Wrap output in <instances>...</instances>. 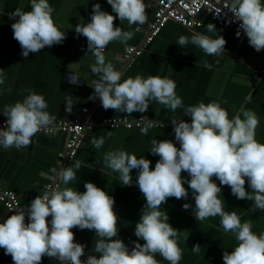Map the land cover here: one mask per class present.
Here are the masks:
<instances>
[{
	"label": "clouds",
	"instance_id": "clouds-1",
	"mask_svg": "<svg viewBox=\"0 0 264 264\" xmlns=\"http://www.w3.org/2000/svg\"><path fill=\"white\" fill-rule=\"evenodd\" d=\"M107 3L115 16L102 11L97 3L93 5L90 22L75 27V33L87 38L88 50L95 57L90 68L99 76L94 92L102 107L129 115L147 112L150 101L173 112L183 107L172 79L137 75L121 82V73L112 63H106L105 49L110 42L120 41L126 50H130L127 42L140 30L123 31L114 27L116 18L120 22L127 21L129 26L144 25L147 22L146 8L149 7L144 0H107ZM224 8L242 22L240 28L249 45L257 52L264 50V2L225 0ZM54 11L48 0H31L30 11L18 7L9 15L10 19L19 18L11 28L23 57L61 44L66 39L65 32L53 19ZM220 14L218 9L216 15ZM206 29L209 33H216L214 24L209 23ZM189 42L210 56L224 53L226 45L223 36L217 34L212 38L200 32H194L190 40L187 36H180L177 44L182 47ZM75 65H69V69ZM204 66L211 68L207 62ZM4 82L5 73L0 69V84ZM251 99V95L246 96L245 102L250 103ZM65 104L66 111L71 112L72 96L66 97ZM47 107L44 96L31 90L22 102L5 105L3 115L7 120L5 127L0 128V147L20 150L30 146L32 137L42 130L54 133L57 118L46 111ZM184 114L191 118V123L171 120L179 147L170 140H151L150 152L159 157L154 170L150 168V160L137 158L125 150L109 151L104 155L105 166L119 173L124 186H132L131 172L137 171L135 184L146 203L134 235L144 241L143 245L134 242V247L129 250L122 240L114 239L119 233V217L114 211V198L106 191L91 182H85L84 192L68 187L70 182L77 180V170L82 167L81 161L76 160L72 167L52 168L53 177L58 179L55 188L36 196L26 211L21 208L0 223V248L12 257L14 264H41L44 256L55 258L60 264H159L156 254L168 264H179L182 250L177 237L181 231L169 224L167 212L161 209L169 198L187 199L189 191L184 187L187 183L194 199L196 220L219 216L224 232L231 233L237 242L231 252L224 251V264H264V233L255 234L251 220L241 223L236 211H225L224 201L220 198L221 187L213 181L215 177L221 186L230 187L237 199L252 201L251 210L264 211V143L255 138L259 125L256 113L241 106L230 119L221 103L213 101L188 106ZM137 126L141 135H147L150 129L161 125L141 117ZM104 142L103 137L91 140L96 149ZM182 172H186L190 179L183 178ZM246 182L251 192L246 190ZM190 207L191 204L183 205L185 210ZM26 216L28 223L25 222ZM73 228L95 232L93 250L99 258L88 255L86 261L81 259L85 256V245L74 242ZM200 249L196 244L192 252L198 254Z\"/></svg>",
	"mask_w": 264,
	"mask_h": 264
},
{
	"label": "crops",
	"instance_id": "crops-1",
	"mask_svg": "<svg viewBox=\"0 0 264 264\" xmlns=\"http://www.w3.org/2000/svg\"><path fill=\"white\" fill-rule=\"evenodd\" d=\"M156 1L158 0H144L145 4H149L146 8L147 22L144 25L129 26L127 21L120 22L118 17L114 21V27H120L123 31L142 28L127 42V48H143L141 56L125 59L123 55L126 46L120 41H112L105 49L106 63H112L115 70L121 73V82L137 75L172 79L177 85L175 91L182 99L183 107L173 112L164 105L150 101L147 112H134L130 115L102 107L94 92L99 76L93 74L90 68L95 63V57L88 50L87 38L75 33V27L77 24L86 25L90 22L93 5L97 3L101 5L102 11L115 16L107 0H48L49 5L55 9L53 19L58 28L65 32L66 39L39 53H30L27 58L23 57L19 43L13 38L11 25L19 18L10 19L9 15L18 7L30 11L31 0H0V69L5 73V82L0 84V121L7 120L3 115L4 106L22 102L29 90L44 96L48 105L46 111L56 116V121L83 116L82 110L89 109V113L83 116L88 123L105 117L120 116L131 120L147 117L158 123H172L173 119L191 123V118L184 114L186 107L199 102L207 104L217 101L228 111L230 119L241 106L245 110L254 111L259 119L255 138L264 143V78L255 74L256 69L264 70V52H257L248 41L235 40L229 31L219 28L207 14L200 16L203 26L199 30H188L170 22L150 45H146V27L155 20ZM209 23L214 24L216 33L226 40L224 53L210 56L190 42L182 47L177 44L180 36H187L190 40L194 32L216 38V33L207 32ZM81 48H85V51ZM205 62L211 68L205 67ZM74 64L76 65L69 69V65ZM249 95L252 97L251 102L246 103L245 97ZM68 96H72L71 112L66 111ZM93 137L104 138L101 148L96 149L91 144ZM152 139L170 140L179 147L174 131L169 127L150 129L147 135H141L140 129L129 131L96 128L84 133L83 145L76 158L61 164L58 157L66 151L67 136L35 135L27 148L17 150L13 147L5 150L0 147V185L15 192L21 203L28 208L36 196L43 195L45 185L52 181V168L59 170L61 167H72L79 160L82 167L77 170V180L70 182L68 187L84 192L85 182H91L112 196L115 201L114 211L119 217V233L114 239L122 240L131 250L134 242L141 245L144 243L134 232L146 200L135 184L137 171L134 169L131 172L132 186H124L119 173L105 166L104 155L109 151L125 150L137 158L150 160V168L154 170L159 157L150 152ZM182 177L190 179L186 172H182ZM213 181L221 187L220 198L224 201L225 211H236L241 217V223L251 220L252 231L257 235L264 233V211L251 210L252 201L237 199L232 195L230 187L221 186L215 177ZM60 187H64L62 182ZM184 187L189 191L187 199L169 198L161 209L167 212L169 224L181 231L177 237L178 246L182 250L179 264H224V251L231 252L237 246L234 236L224 232L219 216L204 221L196 220L191 189L187 183ZM245 187L251 192L247 182ZM186 203L192 205L188 210L183 208ZM10 215L0 205V223ZM72 231L74 242L85 245L83 257L96 255L99 258V254L93 250L95 232L79 228H73ZM196 244L201 247L198 254L192 252ZM155 258L159 264H168L159 254ZM12 261V257L0 248V264H11ZM41 264L60 262L44 256Z\"/></svg>",
	"mask_w": 264,
	"mask_h": 264
},
{
	"label": "built area",
	"instance_id": "built-area-1",
	"mask_svg": "<svg viewBox=\"0 0 264 264\" xmlns=\"http://www.w3.org/2000/svg\"><path fill=\"white\" fill-rule=\"evenodd\" d=\"M225 0H158L156 1L155 20L152 24L146 27V45H150L156 37L166 28L170 22L176 23L182 28L188 30H199L203 26L200 19L202 14H207L215 24L223 31H229L233 38L237 41H248L246 34L240 28L241 21L236 20L232 13L224 8ZM221 10L219 16L216 15L217 10ZM140 30L141 27H137ZM139 30V31H140ZM138 32V31H137ZM239 33V35H237ZM130 50L124 51V58L129 59L132 56H141L143 48L128 47ZM85 51V48H81ZM106 51V50H105ZM264 52V50H261ZM255 74L264 78V70L256 69ZM89 113V109H83L82 115ZM83 116L74 117L67 120L55 121L56 131L49 133L44 130L38 132L36 135H64L67 136L66 151L59 154V162L62 164L65 161H72L76 158L79 150L83 145V136L86 131H92L96 128H107L110 130H134L140 129L137 120H131L127 117H105L97 120L94 123H88ZM159 128H174L172 123H159ZM6 120L0 121V128H4ZM155 127V128H158ZM51 182L45 185V191L49 188H55L56 179L51 178ZM0 205L4 207L10 214H14L19 209L27 208L21 203L18 195L0 185ZM25 222L28 223L27 216ZM55 259V258H54ZM86 261L87 258L81 257ZM11 264H14L12 261Z\"/></svg>",
	"mask_w": 264,
	"mask_h": 264
},
{
	"label": "water",
	"instance_id": "water-1",
	"mask_svg": "<svg viewBox=\"0 0 264 264\" xmlns=\"http://www.w3.org/2000/svg\"><path fill=\"white\" fill-rule=\"evenodd\" d=\"M69 161H66V163H68Z\"/></svg>",
	"mask_w": 264,
	"mask_h": 264
}]
</instances>
